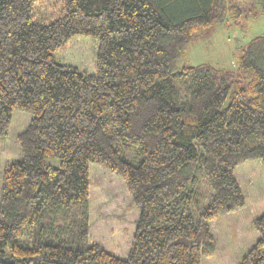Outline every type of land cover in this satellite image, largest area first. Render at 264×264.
Instances as JSON below:
<instances>
[{
	"label": "trees",
	"instance_id": "16d2710c",
	"mask_svg": "<svg viewBox=\"0 0 264 264\" xmlns=\"http://www.w3.org/2000/svg\"><path fill=\"white\" fill-rule=\"evenodd\" d=\"M264 0H0V135L14 108L22 158L3 170L0 264H201L211 221L246 204L236 167L264 169V32L221 68L187 62L195 34L245 27ZM97 42L95 71L54 60ZM139 209L125 258L88 243L89 163ZM259 236L237 264H264ZM6 247L8 250H6Z\"/></svg>",
	"mask_w": 264,
	"mask_h": 264
},
{
	"label": "rangeland",
	"instance_id": "374dc122",
	"mask_svg": "<svg viewBox=\"0 0 264 264\" xmlns=\"http://www.w3.org/2000/svg\"><path fill=\"white\" fill-rule=\"evenodd\" d=\"M261 32H264L262 11L250 16L245 27L236 26L228 20L217 25L211 33L201 30L186 46L187 62L194 65L206 62L216 67L234 68L241 50L255 34ZM195 53L202 58L201 62L193 58ZM96 56V40L76 35L54 53V60L93 73ZM30 118L29 112L14 108L7 134L0 135V199L5 164L22 158L15 136L25 129ZM235 173L245 194L246 204L210 223L216 237L217 251L212 256L202 257L201 264H237L259 236L252 220L264 212V169L261 161L251 159L241 162ZM89 175L88 243H100L106 251L125 258L139 209L133 204L124 181L116 173L90 162Z\"/></svg>",
	"mask_w": 264,
	"mask_h": 264
},
{
	"label": "crops",
	"instance_id": "0c3cea01",
	"mask_svg": "<svg viewBox=\"0 0 264 264\" xmlns=\"http://www.w3.org/2000/svg\"><path fill=\"white\" fill-rule=\"evenodd\" d=\"M193 58H195L197 61H202V58L200 57L199 58V55L197 54V53H195V55H194V57ZM199 64V63H198ZM229 214V213H228ZM225 216V215H224ZM221 217H223V215L222 216H220V217H218V218H215V219H213L211 222H215V221H218Z\"/></svg>",
	"mask_w": 264,
	"mask_h": 264
}]
</instances>
